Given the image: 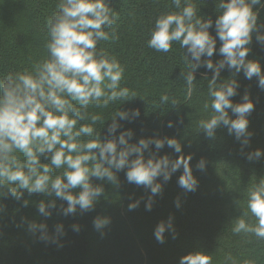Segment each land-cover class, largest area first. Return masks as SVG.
I'll list each match as a JSON object with an SVG mask.
<instances>
[{"label":"clouds","instance_id":"9594fccd","mask_svg":"<svg viewBox=\"0 0 264 264\" xmlns=\"http://www.w3.org/2000/svg\"><path fill=\"white\" fill-rule=\"evenodd\" d=\"M211 3L215 20L203 14L195 0H171L174 10L155 18L147 47L169 53L178 45L184 64L179 78L189 98L197 87L198 69L204 67L212 73L210 79L203 75V80L208 81L209 101L203 105L207 117L198 122L200 132L215 139L217 131L226 128L227 134L240 142L245 159L259 161L264 158V149L244 153L253 135L248 130V117L255 104L247 91L240 103H234L232 98L238 95L237 76L241 72L249 81L255 77L257 87L264 91V69L259 60L248 59L254 38L264 49V0ZM111 5L112 0H58L57 10L47 22L46 58L31 70L10 71L0 78V213L5 212L3 201L8 198L28 207L26 194L42 197L32 204L45 220L54 211L64 217L94 211L106 195L105 185L120 186V172H124L127 183L150 191L145 211L153 209L154 198L181 169L178 186L186 193L198 189L199 181L191 165L193 155L183 153L181 140L153 135L131 142L135 132L124 128L121 121L133 123L141 115L139 108L120 107L100 128L95 127L102 120L99 115H91V123H84L89 119L90 106L108 108L117 101L124 105L129 96L136 95L128 87H121L125 67L119 59L98 47L102 41L119 38L114 27L119 14ZM213 29L214 35L210 31ZM214 55L221 58L214 61ZM225 69L231 74L222 79ZM168 102L167 94L160 96L161 104ZM173 126L169 121L167 127ZM166 145L179 155H160ZM206 163L201 158L196 170L205 171ZM94 179L100 183H93ZM140 203V199L130 202L128 211L137 209ZM175 205L180 207L179 197ZM173 220L169 216L156 225L153 234L158 243H165L166 232L177 238ZM92 223L103 235L111 218L98 215ZM24 225L40 241L62 246L60 237L66 235L63 223L54 226L53 234L46 222L22 217L17 226ZM71 228L80 231L79 224ZM231 231L264 241V176L248 190L247 211L232 222ZM178 264H211V256L194 251L180 257Z\"/></svg>","mask_w":264,"mask_h":264},{"label":"trees","instance_id":"16d2710c","mask_svg":"<svg viewBox=\"0 0 264 264\" xmlns=\"http://www.w3.org/2000/svg\"><path fill=\"white\" fill-rule=\"evenodd\" d=\"M195 2L203 14L215 20L211 0ZM57 3L58 0H0V78L10 71L31 70L46 58L47 22L57 10ZM170 3L171 0H112L111 6L119 14L114 25L119 38L102 41L98 47L119 59L125 67L121 87H128L136 95L129 96L124 105L117 101L108 108L90 106L89 119L84 123H91V115H99L102 120L95 127L100 128L120 107L139 108L141 115L133 123L121 121L124 128L135 132L131 142L153 135L181 140L183 153L193 155L191 165L199 181L198 189L186 193L178 186L181 169L164 184L162 194L154 198L153 209L145 211L150 191L127 183L124 172H120V186L105 185L106 195L94 211L77 213L75 217H64L54 211L47 220L38 215L32 204L42 199L40 195L27 197L26 194L30 200L28 207H23L22 201L5 199L6 210L0 213V264H178L180 257L194 251L210 255L211 264H264V241L231 231L232 222L247 211L248 190L264 176V158L248 162L240 152V142L229 136L226 128L219 129L215 139H208L200 132L198 122L207 117L203 105L209 101L208 81L203 80V75L210 79V71L204 67L198 69L197 87L189 98L185 83L179 78L184 64L178 45L169 53H157L147 47L155 18L174 10ZM261 20L264 21V11ZM210 31L215 34L214 29ZM220 58L214 55L212 59ZM248 59L259 60L264 69V49L255 38ZM230 74L225 69L221 78L226 79ZM237 80L240 88L233 102L240 103L247 91L255 104L248 117V130L253 135L249 146L244 148L246 154L264 149V91L257 87L255 77L249 81L241 72ZM163 94L169 96L166 104L160 103ZM229 115L235 119L231 110ZM169 121L173 122L172 128L167 127ZM151 147L155 150L154 145ZM166 153L173 158L179 155L167 145L160 150V155ZM201 158L207 162L203 172L195 167ZM93 183L100 181L94 179ZM177 197L179 208L175 205ZM136 199L141 200L139 207L128 211V204ZM57 203L67 206L66 202ZM98 215L111 218L110 225L102 230L103 235L93 227V219ZM169 216L174 217L178 236L173 239L166 232L165 243H158L154 229ZM22 217L46 222L50 234L57 223H63L66 235L60 237L62 246L33 237L27 225L18 227ZM73 224L80 225L79 232L72 230Z\"/></svg>","mask_w":264,"mask_h":264}]
</instances>
